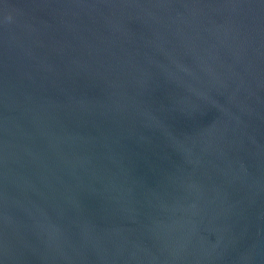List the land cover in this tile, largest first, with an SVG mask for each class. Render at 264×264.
Segmentation results:
<instances>
[{
    "label": "water",
    "instance_id": "95a60500",
    "mask_svg": "<svg viewBox=\"0 0 264 264\" xmlns=\"http://www.w3.org/2000/svg\"><path fill=\"white\" fill-rule=\"evenodd\" d=\"M0 264H264V0H0Z\"/></svg>",
    "mask_w": 264,
    "mask_h": 264
}]
</instances>
